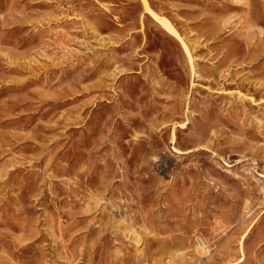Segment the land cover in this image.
Masks as SVG:
<instances>
[{
  "label": "rangeland",
  "instance_id": "rangeland-1",
  "mask_svg": "<svg viewBox=\"0 0 264 264\" xmlns=\"http://www.w3.org/2000/svg\"><path fill=\"white\" fill-rule=\"evenodd\" d=\"M147 1L0 0V264H264V0Z\"/></svg>",
  "mask_w": 264,
  "mask_h": 264
},
{
  "label": "bare ground",
  "instance_id": "bare-ground-1",
  "mask_svg": "<svg viewBox=\"0 0 264 264\" xmlns=\"http://www.w3.org/2000/svg\"><path fill=\"white\" fill-rule=\"evenodd\" d=\"M144 5H145V9L151 13V16H153L161 24V26H163L164 29L167 28L169 31L174 32V34H176L178 36V38L180 37L178 31L176 30V28L173 26L172 22L168 18L158 15L150 7V5H149L147 0H144Z\"/></svg>",
  "mask_w": 264,
  "mask_h": 264
}]
</instances>
